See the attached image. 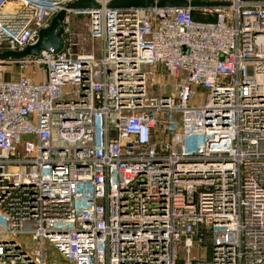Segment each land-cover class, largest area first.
Listing matches in <instances>:
<instances>
[{
    "label": "built area",
    "instance_id": "2783aa9c",
    "mask_svg": "<svg viewBox=\"0 0 264 264\" xmlns=\"http://www.w3.org/2000/svg\"><path fill=\"white\" fill-rule=\"evenodd\" d=\"M77 1L0 0V264H264V0Z\"/></svg>",
    "mask_w": 264,
    "mask_h": 264
},
{
    "label": "water",
    "instance_id": "95a60500",
    "mask_svg": "<svg viewBox=\"0 0 264 264\" xmlns=\"http://www.w3.org/2000/svg\"><path fill=\"white\" fill-rule=\"evenodd\" d=\"M203 5V3L186 0H160L154 3L152 0H113L109 5L112 8H150L153 6L157 7H168V8H185V7H195ZM95 5H89L86 7H81L77 5L69 6V9L77 8H89ZM65 16L64 11H60L56 14L49 26L42 29L39 34L37 41L33 45L25 47L21 51L12 52L7 51L0 53V60H18L27 56H38L41 51L53 50L56 51L60 47V37L62 34V21Z\"/></svg>",
    "mask_w": 264,
    "mask_h": 264
},
{
    "label": "rangeland",
    "instance_id": "374dc122",
    "mask_svg": "<svg viewBox=\"0 0 264 264\" xmlns=\"http://www.w3.org/2000/svg\"><path fill=\"white\" fill-rule=\"evenodd\" d=\"M93 3L89 0H80L77 2H74L70 4V6L74 5H79L81 7H86L89 5H92ZM70 23L72 27V43L74 45L73 49L77 53H93L95 57H99V51H98V46L99 42L96 40H93L87 30V19L83 17H76V16H71L70 17ZM1 69V76L5 80H12L18 77H25L27 76V71L22 70L19 68L18 65L15 63H2L0 65ZM181 79H183V75H181ZM175 83L174 84H169L168 85V92H173L175 90ZM78 97L76 91L73 88L70 87H65L62 90V100H76ZM176 256L178 261H182L185 259V250L183 247L179 244L176 247ZM191 257H196L198 256V249L194 247L191 250Z\"/></svg>",
    "mask_w": 264,
    "mask_h": 264
},
{
    "label": "crops",
    "instance_id": "0c3cea01",
    "mask_svg": "<svg viewBox=\"0 0 264 264\" xmlns=\"http://www.w3.org/2000/svg\"><path fill=\"white\" fill-rule=\"evenodd\" d=\"M8 80V79H7ZM11 80V79H10Z\"/></svg>",
    "mask_w": 264,
    "mask_h": 264
},
{
    "label": "trees",
    "instance_id": "16d2710c",
    "mask_svg": "<svg viewBox=\"0 0 264 264\" xmlns=\"http://www.w3.org/2000/svg\"><path fill=\"white\" fill-rule=\"evenodd\" d=\"M194 17H196V16H194Z\"/></svg>",
    "mask_w": 264,
    "mask_h": 264
}]
</instances>
